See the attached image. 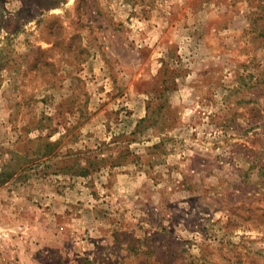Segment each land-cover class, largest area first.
Returning <instances> with one entry per match:
<instances>
[{
	"label": "rangeland",
	"instance_id": "rangeland-1",
	"mask_svg": "<svg viewBox=\"0 0 264 264\" xmlns=\"http://www.w3.org/2000/svg\"><path fill=\"white\" fill-rule=\"evenodd\" d=\"M0 264H264V0H0Z\"/></svg>",
	"mask_w": 264,
	"mask_h": 264
},
{
	"label": "trees",
	"instance_id": "trees-1",
	"mask_svg": "<svg viewBox=\"0 0 264 264\" xmlns=\"http://www.w3.org/2000/svg\"><path fill=\"white\" fill-rule=\"evenodd\" d=\"M143 121V120H142ZM53 146L51 144H48L46 146V153L49 154L52 150H53ZM97 166V163H94L93 161H86V165L84 166H79L77 165V167L73 168H63V169H59L61 171H67V172H71L72 174H76V175H80V176H87L92 170H94ZM13 175L10 173L8 175V177H12Z\"/></svg>",
	"mask_w": 264,
	"mask_h": 264
}]
</instances>
